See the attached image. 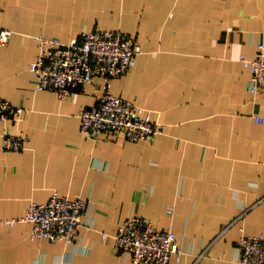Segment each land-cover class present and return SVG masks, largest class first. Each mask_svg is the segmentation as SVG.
I'll use <instances>...</instances> for the list:
<instances>
[{
	"label": "crops",
	"instance_id": "obj_1",
	"mask_svg": "<svg viewBox=\"0 0 264 264\" xmlns=\"http://www.w3.org/2000/svg\"><path fill=\"white\" fill-rule=\"evenodd\" d=\"M1 28L12 35L0 45V95L24 111L0 121V219L54 192L90 206L74 243L0 224V264H130L113 236L132 215L176 233L184 252L171 264H237L239 238L264 235V98L241 60L264 41V0H0ZM95 29L141 45L112 91L151 109L159 134L82 133L102 76L66 98L36 88L37 36L69 42ZM5 134L24 148L5 149Z\"/></svg>",
	"mask_w": 264,
	"mask_h": 264
},
{
	"label": "built area",
	"instance_id": "obj_2",
	"mask_svg": "<svg viewBox=\"0 0 264 264\" xmlns=\"http://www.w3.org/2000/svg\"><path fill=\"white\" fill-rule=\"evenodd\" d=\"M12 30L1 28L0 45L9 42ZM38 53L31 63L36 88L52 90L66 98L96 76L105 79L98 102L80 112L81 131L87 137H98L115 132L130 142H139L159 134L163 125L153 119V111L138 106L112 91L111 81L126 74L136 65L142 52L138 41L118 30H85L79 37L65 42L58 37L37 36ZM251 71L250 91L264 98V41L257 43L254 58L241 55ZM24 111L0 95V121L17 120ZM264 122V116H255ZM25 138L5 134L3 147L22 150ZM90 202L54 192L46 202H33L21 218L0 219V224L26 221L32 224V237L52 242L77 241L84 217L89 215ZM108 233H103L108 238ZM119 253L129 256L130 264H171L174 256L180 258L183 248L171 228H159L141 215H132L124 221L113 236ZM237 264H264V235H242L237 241Z\"/></svg>",
	"mask_w": 264,
	"mask_h": 264
}]
</instances>
